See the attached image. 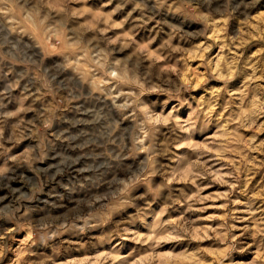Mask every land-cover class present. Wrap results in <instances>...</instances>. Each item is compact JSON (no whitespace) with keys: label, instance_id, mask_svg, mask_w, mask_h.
Returning <instances> with one entry per match:
<instances>
[{"label":"rangeland","instance_id":"374dc122","mask_svg":"<svg viewBox=\"0 0 264 264\" xmlns=\"http://www.w3.org/2000/svg\"><path fill=\"white\" fill-rule=\"evenodd\" d=\"M47 3L0 11V264H264V0ZM137 60L217 90L190 138L140 131L114 79Z\"/></svg>","mask_w":264,"mask_h":264},{"label":"clouds","instance_id":"9594fccd","mask_svg":"<svg viewBox=\"0 0 264 264\" xmlns=\"http://www.w3.org/2000/svg\"><path fill=\"white\" fill-rule=\"evenodd\" d=\"M27 3L28 0H25ZM64 2V16L61 17L63 23H67L68 20L72 17L73 13L69 5L72 3V0H63ZM111 2V0H109ZM165 0H157V6L163 5ZM176 0H173L175 3ZM196 0H182L185 7L190 8L191 12L195 13L197 8L192 7L191 5L195 3ZM9 5V0H0V11H6ZM246 6V5H245ZM33 7L37 9L48 7L47 0H35V4ZM122 7V5H117V9ZM137 7H141L140 4H137ZM170 7V6H169ZM117 9H113V12ZM131 13H129L130 15ZM111 16V13L109 14ZM123 22H121L122 24ZM120 27L121 25H116ZM75 31V29H73ZM120 38L118 37L117 40ZM130 40V37H129ZM116 41H108V43H115ZM110 50L111 51H114ZM131 60V57H128ZM115 65L119 66L120 61L116 60L113 62ZM234 63V61L232 62ZM139 60L134 61L132 63V68L129 69L128 80L124 81L120 79V77H114L117 79L119 83H128L130 87V91L127 93L119 92L117 89V94L123 101V105H127L131 110L129 113L134 114V118L137 120V124L140 125V131L143 132L146 136L149 135L150 131H154V128L150 127L149 121L146 119L147 116L151 115L153 117L159 116L162 120L166 116L170 124L174 128H179L181 132L188 133L189 138L192 133L197 131L198 122L203 126L208 117L212 112V105H215L216 100L219 98L216 94L217 90L213 91L212 96L205 98L204 96L197 97L192 92V84H185L179 81V79L169 78L163 75L158 74H149V73H139L138 72ZM247 66V65H246ZM231 67V63L229 64V68ZM208 70L206 66V71ZM104 76L111 75L110 72H103ZM125 75L121 73L120 76ZM155 78L153 79V76ZM179 73L177 72V76ZM211 79V75L208 77ZM193 81L192 83H194ZM207 91V90H205ZM109 99H111L112 104L110 107L120 108L122 105L120 102L111 96V89L108 90ZM146 93H155L154 96H147ZM143 97V99H142ZM181 113H184L183 117H181ZM115 115V113H113ZM151 190V189H150ZM149 193L146 191L144 193L147 196ZM161 197H163L162 193H159ZM229 217L231 214L229 213ZM232 225L226 224L224 226V233L222 234L221 243H227L228 251L236 249L237 244L233 243L235 237L231 235ZM10 231V230H9ZM36 235V233H33ZM264 235V234H262ZM253 243H256L254 240ZM264 246V245H262ZM223 264V261L221 262ZM231 264V262H229Z\"/></svg>","mask_w":264,"mask_h":264},{"label":"bare ground","instance_id":"6f19581e","mask_svg":"<svg viewBox=\"0 0 264 264\" xmlns=\"http://www.w3.org/2000/svg\"><path fill=\"white\" fill-rule=\"evenodd\" d=\"M70 135V134H69ZM55 147V146H54ZM61 148V147H60ZM51 151V150H50ZM68 167V166H67Z\"/></svg>","mask_w":264,"mask_h":264}]
</instances>
